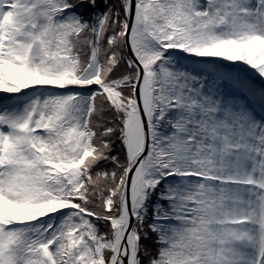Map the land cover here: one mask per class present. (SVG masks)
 Returning <instances> with one entry per match:
<instances>
[{
    "label": "snow or ice",
    "instance_id": "6c2138e0",
    "mask_svg": "<svg viewBox=\"0 0 264 264\" xmlns=\"http://www.w3.org/2000/svg\"><path fill=\"white\" fill-rule=\"evenodd\" d=\"M0 264H264V0H0Z\"/></svg>",
    "mask_w": 264,
    "mask_h": 264
}]
</instances>
